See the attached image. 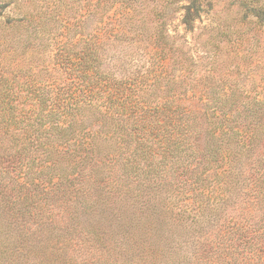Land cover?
<instances>
[{
	"label": "trees",
	"instance_id": "16d2710c",
	"mask_svg": "<svg viewBox=\"0 0 264 264\" xmlns=\"http://www.w3.org/2000/svg\"><path fill=\"white\" fill-rule=\"evenodd\" d=\"M252 1L233 59L226 31L185 49L139 0L0 12V264H264Z\"/></svg>",
	"mask_w": 264,
	"mask_h": 264
},
{
	"label": "rangeland",
	"instance_id": "374dc122",
	"mask_svg": "<svg viewBox=\"0 0 264 264\" xmlns=\"http://www.w3.org/2000/svg\"><path fill=\"white\" fill-rule=\"evenodd\" d=\"M12 2L10 6L5 8L7 2ZM143 3L139 9L143 11V15L146 16L147 26H156L157 21H162L166 18V25L170 30V34L177 37V44H183L185 49H193L199 51L202 46L209 41V36L213 33L210 29H220L226 31L228 36L225 39L223 52V58L233 59V57L244 56L248 53V49L245 48L248 45L249 39L253 31L246 35H233L230 37L229 32L234 30L244 31L247 30V23L241 22L243 20V12L240 4L245 2L254 4L252 0H139ZM264 3V0H260ZM72 3V0H0V12L12 13L14 16L19 12V8L23 11L33 10H45L53 13L56 17L64 12V4ZM4 7V8H3ZM186 7H191L190 12L196 14V20L190 26V31H186L185 23L183 22L186 14ZM196 7H200V14L195 10ZM249 22V20H247ZM59 24V23H58ZM258 37L264 38V27L258 28ZM251 39V38H250ZM245 48V49H244ZM252 58H256L257 55H252ZM241 66H244V61L238 59ZM248 62V61H247ZM209 66H203L202 70L208 69ZM262 75V71L258 73V78Z\"/></svg>",
	"mask_w": 264,
	"mask_h": 264
}]
</instances>
